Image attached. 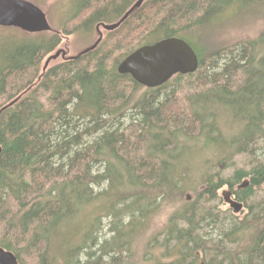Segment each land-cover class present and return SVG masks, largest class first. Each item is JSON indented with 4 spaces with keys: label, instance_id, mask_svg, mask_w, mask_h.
Here are the masks:
<instances>
[{
    "label": "trees",
    "instance_id": "16d2710c",
    "mask_svg": "<svg viewBox=\"0 0 264 264\" xmlns=\"http://www.w3.org/2000/svg\"><path fill=\"white\" fill-rule=\"evenodd\" d=\"M70 1L64 19L79 20L65 34L115 23L137 2ZM256 19L264 0H142L93 49L45 69L58 32L0 33V109L20 96L0 111V247L19 264H264V195L254 199L264 188L254 157L264 27L210 44L218 27ZM172 36L193 48L194 72L148 88L117 71L136 48ZM238 154L254 155L248 169ZM224 187L242 216L205 205ZM164 206L175 207L137 256Z\"/></svg>",
    "mask_w": 264,
    "mask_h": 264
},
{
    "label": "water",
    "instance_id": "95a60500",
    "mask_svg": "<svg viewBox=\"0 0 264 264\" xmlns=\"http://www.w3.org/2000/svg\"><path fill=\"white\" fill-rule=\"evenodd\" d=\"M141 2L142 0H137L117 22L98 25L97 40L80 53L91 50L98 44L102 37L100 27L105 30L116 28ZM0 27H14L27 33L53 31L45 12L30 0H0ZM52 58L53 55L46 58L43 69ZM197 67L198 57L193 48L182 38L172 36L136 48L119 62L117 71L120 74H129L144 87L153 88L164 84L176 74L192 73ZM16 99L2 107L0 111L13 104ZM1 151L0 145V153ZM246 184L247 181L241 185ZM223 196L234 213H239L243 209V203L231 198L230 191L224 192ZM0 264L19 263L12 252L0 247Z\"/></svg>",
    "mask_w": 264,
    "mask_h": 264
},
{
    "label": "rangeland",
    "instance_id": "374dc122",
    "mask_svg": "<svg viewBox=\"0 0 264 264\" xmlns=\"http://www.w3.org/2000/svg\"><path fill=\"white\" fill-rule=\"evenodd\" d=\"M34 3L37 4L46 14L47 20L52 27V29L59 33L60 35V43L56 47V49L50 53L47 56H54L49 61V66L56 64L58 62H61L62 60H65L70 57H74L78 55L80 52L91 46L98 38L99 34L98 31L93 29L90 33H69L66 32L62 33L64 30L63 28H68V30L74 25V23L79 20H73L70 19L67 20V18L64 19V13L65 11L71 7V1L70 0H45V1H35ZM82 18V17H81ZM264 27V19H256L252 22H243V23H227L224 24L218 29H216L215 34H213L210 44H230L234 43L236 41L245 40L253 38L257 35V33ZM99 30L102 33V37L105 36V29L102 27L99 28ZM22 32L20 29L14 28V27H0V33L1 34H14L17 39H23L24 35H22ZM49 32V31H48ZM46 32V33H48ZM27 33V32H24ZM101 37V38H102ZM46 56V57H47ZM46 57L44 59H46ZM44 62V60H43ZM170 90V87L169 89ZM264 146V140L256 143L255 148V156H249V154H238L234 157V161L236 162L238 167H244L246 169L249 168V160L250 158H253V156L256 158L258 162L264 161V149L261 150V147ZM261 160V161H260ZM228 191L226 187L222 188L219 191V197L211 200L207 203H205L206 206H218V213L219 216L222 217L224 215H227L230 212L233 214H237L238 216H242L245 212V209L241 210L239 213H234L232 209L230 208L229 204L224 201V192ZM264 195V188L256 190V193L254 195L255 200H259ZM188 200H193L194 197L191 195V193L187 194ZM202 203V202H201ZM172 207L175 206H164L162 209L157 212L154 216H152L151 221L149 223V226L146 227L145 235L142 237V239H137L134 244V251L137 256H140L143 254V244L144 241H146V238L148 236L152 235L153 231H158L163 226V223L165 222L166 218L169 216V214L172 212ZM102 231L103 233L107 234L108 226L107 221L103 219L102 223ZM220 231V229H219ZM219 233L218 230L216 231L213 229H209V227H205L201 230L202 235H206L215 238L216 234ZM108 235V234H107ZM217 238V237H216ZM142 240V241H140ZM142 246H141V244Z\"/></svg>",
    "mask_w": 264,
    "mask_h": 264
},
{
    "label": "flooded vegetation",
    "instance_id": "af4514ba",
    "mask_svg": "<svg viewBox=\"0 0 264 264\" xmlns=\"http://www.w3.org/2000/svg\"><path fill=\"white\" fill-rule=\"evenodd\" d=\"M231 198H233V197H232V194H231Z\"/></svg>",
    "mask_w": 264,
    "mask_h": 264
},
{
    "label": "bare ground",
    "instance_id": "6f19581e",
    "mask_svg": "<svg viewBox=\"0 0 264 264\" xmlns=\"http://www.w3.org/2000/svg\"><path fill=\"white\" fill-rule=\"evenodd\" d=\"M231 15V14H230ZM214 28V27H213ZM261 161V160H260Z\"/></svg>",
    "mask_w": 264,
    "mask_h": 264
}]
</instances>
